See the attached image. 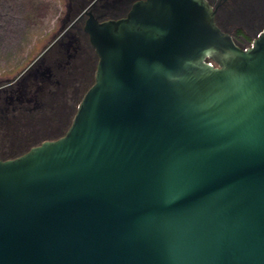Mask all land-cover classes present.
Wrapping results in <instances>:
<instances>
[{
    "label": "water",
    "instance_id": "obj_1",
    "mask_svg": "<svg viewBox=\"0 0 264 264\" xmlns=\"http://www.w3.org/2000/svg\"><path fill=\"white\" fill-rule=\"evenodd\" d=\"M215 16L140 0L89 25L65 135L0 157V264H264V28L241 48Z\"/></svg>",
    "mask_w": 264,
    "mask_h": 264
},
{
    "label": "flooded vegetation",
    "instance_id": "obj_2",
    "mask_svg": "<svg viewBox=\"0 0 264 264\" xmlns=\"http://www.w3.org/2000/svg\"><path fill=\"white\" fill-rule=\"evenodd\" d=\"M138 1L70 0L53 41L16 78L0 84L3 160L65 135L94 82L99 61L89 25L123 19ZM207 1L216 11L219 28L241 48L249 47L264 28V0Z\"/></svg>",
    "mask_w": 264,
    "mask_h": 264
},
{
    "label": "rangeland",
    "instance_id": "obj_3",
    "mask_svg": "<svg viewBox=\"0 0 264 264\" xmlns=\"http://www.w3.org/2000/svg\"><path fill=\"white\" fill-rule=\"evenodd\" d=\"M69 4L70 0H0V84L16 78L53 41Z\"/></svg>",
    "mask_w": 264,
    "mask_h": 264
},
{
    "label": "built area",
    "instance_id": "obj_4",
    "mask_svg": "<svg viewBox=\"0 0 264 264\" xmlns=\"http://www.w3.org/2000/svg\"><path fill=\"white\" fill-rule=\"evenodd\" d=\"M251 45H252V43L250 44V46H251ZM250 46H249V47H250ZM212 66H214V64H213V63H212Z\"/></svg>",
    "mask_w": 264,
    "mask_h": 264
}]
</instances>
